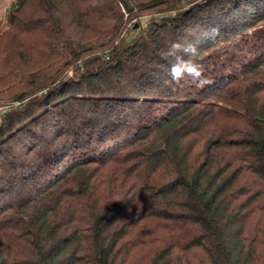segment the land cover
<instances>
[{
	"label": "trees",
	"instance_id": "1",
	"mask_svg": "<svg viewBox=\"0 0 264 264\" xmlns=\"http://www.w3.org/2000/svg\"><path fill=\"white\" fill-rule=\"evenodd\" d=\"M6 24L0 264H264V0H14ZM173 40L209 84L170 79Z\"/></svg>",
	"mask_w": 264,
	"mask_h": 264
},
{
	"label": "clouds",
	"instance_id": "2",
	"mask_svg": "<svg viewBox=\"0 0 264 264\" xmlns=\"http://www.w3.org/2000/svg\"><path fill=\"white\" fill-rule=\"evenodd\" d=\"M200 50L189 41L173 40L161 51V56L170 61L168 75L173 82L191 78L198 87L210 83L204 75L203 67L196 58Z\"/></svg>",
	"mask_w": 264,
	"mask_h": 264
},
{
	"label": "rangeland",
	"instance_id": "3",
	"mask_svg": "<svg viewBox=\"0 0 264 264\" xmlns=\"http://www.w3.org/2000/svg\"><path fill=\"white\" fill-rule=\"evenodd\" d=\"M13 3L14 0H0V32H4L8 29L6 20L8 12L11 9ZM145 20V18L142 19V23H144ZM133 23H135L134 27L133 24L128 25L127 29L122 33L117 42L124 41V43H126L138 35V32L136 30L138 27H140V23L137 20H134ZM19 104L20 103H15L14 105L13 103L11 104L3 102L0 106V122L2 120V114H5L12 107H17Z\"/></svg>",
	"mask_w": 264,
	"mask_h": 264
}]
</instances>
